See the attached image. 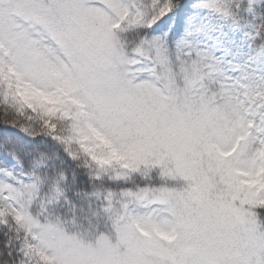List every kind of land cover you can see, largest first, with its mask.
<instances>
[{"label":"snow or ice","instance_id":"obj_1","mask_svg":"<svg viewBox=\"0 0 264 264\" xmlns=\"http://www.w3.org/2000/svg\"><path fill=\"white\" fill-rule=\"evenodd\" d=\"M0 264H264V0H0Z\"/></svg>","mask_w":264,"mask_h":264}]
</instances>
